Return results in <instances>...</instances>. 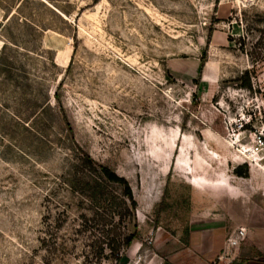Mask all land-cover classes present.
Returning <instances> with one entry per match:
<instances>
[{"label": "rangeland", "instance_id": "rangeland-1", "mask_svg": "<svg viewBox=\"0 0 264 264\" xmlns=\"http://www.w3.org/2000/svg\"><path fill=\"white\" fill-rule=\"evenodd\" d=\"M73 140L137 202L120 264H264V0H0V264H44Z\"/></svg>", "mask_w": 264, "mask_h": 264}, {"label": "trees", "instance_id": "trees-1", "mask_svg": "<svg viewBox=\"0 0 264 264\" xmlns=\"http://www.w3.org/2000/svg\"><path fill=\"white\" fill-rule=\"evenodd\" d=\"M205 58L203 53L202 63ZM65 132L72 140L69 126ZM71 148L75 162L61 183L72 196L74 208L54 212L48 239L42 241L44 264L62 262L75 251L82 256V264H120L122 253L138 239L137 202L131 187L115 171L95 162L74 140ZM240 170L234 169L233 174L248 177L247 168Z\"/></svg>", "mask_w": 264, "mask_h": 264}, {"label": "built area", "instance_id": "built-area-1", "mask_svg": "<svg viewBox=\"0 0 264 264\" xmlns=\"http://www.w3.org/2000/svg\"><path fill=\"white\" fill-rule=\"evenodd\" d=\"M244 233H245L244 230H240V231H239V234H240L241 236H244ZM235 243H236V242L233 241V244H235Z\"/></svg>", "mask_w": 264, "mask_h": 264}]
</instances>
